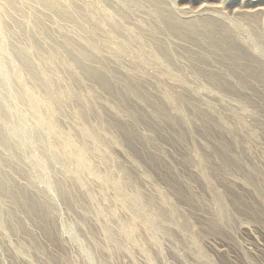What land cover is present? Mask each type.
<instances>
[{
  "label": "bare ground",
  "instance_id": "6f19581e",
  "mask_svg": "<svg viewBox=\"0 0 264 264\" xmlns=\"http://www.w3.org/2000/svg\"><path fill=\"white\" fill-rule=\"evenodd\" d=\"M66 104L73 108L71 118L63 114ZM216 106L241 129L248 119L256 122L254 130L264 127V0H0V238L20 232L35 246L30 225L48 235L56 232L50 193L72 207L74 199L60 179L68 174L102 219L104 242L115 240L110 226L117 210L106 207L105 195L97 197L92 183L103 194L111 192L128 219L118 222L117 234L146 264H154L140 231L159 248V225L168 227L166 221L176 218L172 202L161 190L150 199L137 189L109 150L120 151L119 128L133 138V127L152 122L170 125L182 137L194 129V118L207 130L225 129L227 113L216 115ZM109 113L116 122L109 121ZM123 118L130 123H121ZM91 120L98 124L94 130ZM56 123L67 125L68 132L55 131ZM197 164L212 181L207 162L198 158ZM260 172L255 167L246 174L252 187ZM220 209L216 218L229 221L227 206ZM63 226V236L78 244L87 264L103 263L96 252L100 244L83 241L73 220ZM29 258L23 263L31 264Z\"/></svg>",
  "mask_w": 264,
  "mask_h": 264
},
{
  "label": "rangeland",
  "instance_id": "374dc122",
  "mask_svg": "<svg viewBox=\"0 0 264 264\" xmlns=\"http://www.w3.org/2000/svg\"><path fill=\"white\" fill-rule=\"evenodd\" d=\"M189 79L194 83V87L198 86L197 79L191 75ZM200 84L202 83L200 82ZM90 92L98 97L100 95L103 98L102 101L110 102V97L102 91L98 90L95 93L91 89ZM63 94L68 97V91L66 93L63 91ZM65 108L67 111H65ZM215 108L217 109L216 115L225 116L227 113V126L222 129L224 131L215 128L207 130L202 120L194 118L195 121H192L194 129L189 131L191 134L185 133L182 137L178 134V130L170 125L152 122V125L150 124L148 127H133L134 131H137L133 138L129 136L124 128H119L118 133L121 134L122 139H117L119 147L116 148L120 151L112 150L111 152L109 150L111 158L116 163L118 162L126 173L131 174L129 182H132L137 189L151 196H147L150 199L155 196L157 190H161L172 202L176 218L174 222L166 221L168 227L165 223L159 225L161 231L159 236L161 246L159 248L152 246L150 236L143 234V230L140 231L142 246L149 251L154 264H264V127L254 130L256 122L254 119H248L249 122L246 123L248 126L245 125L246 127L244 126L241 129L236 119L228 115V111L220 110L217 106ZM64 109L63 114L71 118L72 106L66 104ZM109 116L110 122L117 121L110 113ZM96 122L91 120L87 123L94 130L95 125H98ZM120 122L125 124L129 120L123 118V121ZM52 128L57 132H68L69 130L67 125L57 123L52 124ZM228 130L229 133L225 132ZM139 134L145 137L148 136L147 141H143L141 137L139 138ZM237 135L239 137H234ZM222 145L226 147V152L230 153L231 151V153L225 154ZM196 156L199 159H204L209 165L208 167L212 169V181L207 180V170L202 172L198 168V158ZM125 157L129 159V163L124 160L127 159ZM243 159L244 161H242ZM134 163L137 170L131 169ZM225 165L231 168H224ZM255 167L259 168L261 172L260 178L252 187L246 179V174L254 172ZM65 175L62 178L63 174L61 173V178L60 176L59 178L64 183L66 192L73 197L74 204L71 208H68L56 194L50 193L53 201H55V210L51 212L54 213L52 218H56L55 223L58 225L56 232L53 231L48 235L41 232L42 229L37 225H30L33 229L30 226L29 229L33 232L37 242L35 246L32 240L30 241L32 238H28L26 234L19 232L8 236L10 233H6L7 239L0 238V264H24V259L28 260L29 257L31 264L32 262H35L34 264H48L51 260L53 264H59L60 261V264H87L78 244L66 234V236H63V230H65L63 225L69 224L72 220L76 224L77 232L83 241L87 244L95 242L100 244L101 247L96 252L98 259L103 261L102 264H146L141 252L129 245L116 232L115 228L118 222H128V219L125 218L121 208L113 202L111 192V195L99 192L100 190L97 189L95 183V186L93 183L89 186L90 189L95 188L93 191H96L95 195L97 197L105 195L107 208L117 210V217L113 218L115 224L112 221L110 226L116 235L115 240L114 243L109 242L106 244L100 227L103 221L101 218L99 219L95 206L88 202L84 191L74 184L73 178L68 174ZM244 185L248 187L243 188ZM172 186L176 189L175 191L171 188ZM54 195L56 196L54 197ZM223 205L227 206L230 215V220L227 222H220L216 218L217 212L221 210L220 206ZM67 214L69 215L67 216ZM79 218L83 219L84 223H81ZM95 223H98L99 227ZM138 228H141L139 223L136 224V229L138 230ZM21 234H23V237L20 236ZM21 240L24 241L22 242L26 246ZM25 241L29 242L26 243ZM15 247L17 250L19 249L17 252ZM48 250L51 252V257L45 252L47 251L49 254ZM16 253L22 255L17 257Z\"/></svg>",
  "mask_w": 264,
  "mask_h": 264
}]
</instances>
